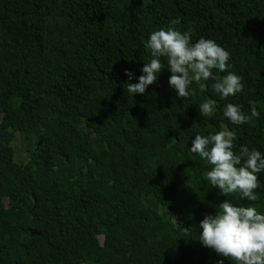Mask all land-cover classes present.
Returning a JSON list of instances; mask_svg holds the SVG:
<instances>
[{
	"label": "trees",
	"instance_id": "1",
	"mask_svg": "<svg viewBox=\"0 0 264 264\" xmlns=\"http://www.w3.org/2000/svg\"><path fill=\"white\" fill-rule=\"evenodd\" d=\"M168 27L228 51L244 91L223 99L209 79L182 99L165 67L128 93L150 34ZM250 102L259 117L246 124L223 114L232 103L250 115ZM221 130L237 154L264 156V0H0V264H232L199 243V222L226 199L264 214V171L256 201L211 187V166L189 149Z\"/></svg>",
	"mask_w": 264,
	"mask_h": 264
},
{
	"label": "clouds",
	"instance_id": "2",
	"mask_svg": "<svg viewBox=\"0 0 264 264\" xmlns=\"http://www.w3.org/2000/svg\"><path fill=\"white\" fill-rule=\"evenodd\" d=\"M191 29L181 33L173 27L161 28L152 32L146 47L150 50L151 59L140 69L142 73L137 83L126 82L127 91L133 94H144L147 87L157 82L158 74L167 67L171 73L168 84L177 97L186 99L195 94L190 86L199 84L201 93L207 91L201 81L213 80V91L223 99L244 91L242 77L227 71L230 53L211 39L199 38L191 43ZM167 59L165 66L161 58ZM213 69L227 72L219 76ZM129 81L133 73L125 70ZM217 101L206 99L201 103L199 113L211 117ZM224 116L235 125L248 123L259 117L255 103L250 102V115L242 111V106L227 103ZM236 136L228 130L210 133L207 136L195 134L191 142L192 153L210 165L206 179L211 187L219 189L225 197L239 193L241 198L256 201L255 190L260 187L257 174L264 171V156L255 148L241 145L237 154L233 149ZM199 243L220 257L228 258L232 264H264V214L252 206L234 205L228 199L218 205L214 215H206L198 225ZM217 264H224L218 260Z\"/></svg>",
	"mask_w": 264,
	"mask_h": 264
},
{
	"label": "rangeland",
	"instance_id": "3",
	"mask_svg": "<svg viewBox=\"0 0 264 264\" xmlns=\"http://www.w3.org/2000/svg\"><path fill=\"white\" fill-rule=\"evenodd\" d=\"M13 147H14V157L16 158V161L18 162H24L27 160V143L25 139L17 133L15 136L13 142ZM68 242L67 241H61L57 243V246L59 249H64L67 247Z\"/></svg>",
	"mask_w": 264,
	"mask_h": 264
},
{
	"label": "water",
	"instance_id": "4",
	"mask_svg": "<svg viewBox=\"0 0 264 264\" xmlns=\"http://www.w3.org/2000/svg\"><path fill=\"white\" fill-rule=\"evenodd\" d=\"M28 231L31 233V234H39V232H37L35 229L33 228H28Z\"/></svg>",
	"mask_w": 264,
	"mask_h": 264
}]
</instances>
